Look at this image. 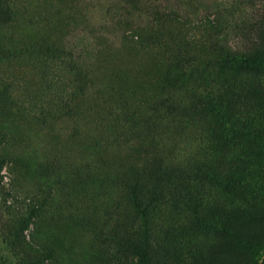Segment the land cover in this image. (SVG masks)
Segmentation results:
<instances>
[{
    "label": "rangeland",
    "instance_id": "obj_1",
    "mask_svg": "<svg viewBox=\"0 0 264 264\" xmlns=\"http://www.w3.org/2000/svg\"><path fill=\"white\" fill-rule=\"evenodd\" d=\"M143 251L264 264V0H0V264Z\"/></svg>",
    "mask_w": 264,
    "mask_h": 264
},
{
    "label": "trees",
    "instance_id": "obj_2",
    "mask_svg": "<svg viewBox=\"0 0 264 264\" xmlns=\"http://www.w3.org/2000/svg\"><path fill=\"white\" fill-rule=\"evenodd\" d=\"M231 56L228 58L230 60H236V61H243V62H246V61H249L248 60V56L245 55V54H230ZM210 105L212 107H215L216 106V103L214 100H210ZM239 131H242L241 129H239ZM208 171L214 175V172H215V169H214V166L213 165H208ZM214 177V176H213ZM230 178L227 179V185L229 184L230 182ZM139 264H152L151 262V259H150V256L149 254L146 252V251H143L140 256H139Z\"/></svg>",
    "mask_w": 264,
    "mask_h": 264
}]
</instances>
